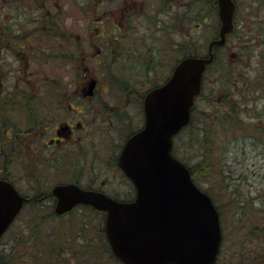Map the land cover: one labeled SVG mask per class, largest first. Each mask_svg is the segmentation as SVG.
I'll use <instances>...</instances> for the list:
<instances>
[{
    "label": "flooded vegetation",
    "instance_id": "flooded-vegetation-1",
    "mask_svg": "<svg viewBox=\"0 0 264 264\" xmlns=\"http://www.w3.org/2000/svg\"><path fill=\"white\" fill-rule=\"evenodd\" d=\"M58 1L30 3L50 6L47 15L54 23L78 16L83 32L60 24L52 32L28 31L23 24L28 0H0L8 7L5 25L20 23L0 35V179L24 197L19 214L45 206L56 212L53 190L58 184L74 183L119 201L134 200L137 190L120 165V155L127 140L145 127L147 93L164 84L185 57L172 67L170 46L179 45L185 54L193 36L189 25L200 29L205 19L203 0H67L65 4L79 9L78 15L59 9ZM213 1L219 15L218 0ZM232 33L225 44L214 45V59L219 48L228 47ZM40 34L51 36L53 57L68 69L66 76L45 77L40 67L33 71L43 55L30 43ZM172 35L178 37L176 43ZM218 37L219 30L211 41ZM90 60L118 96L98 93L99 78L92 74ZM113 69L126 74L118 77ZM129 83L136 87L123 92ZM87 207L106 214L84 203L71 211Z\"/></svg>",
    "mask_w": 264,
    "mask_h": 264
},
{
    "label": "water",
    "instance_id": "water-1",
    "mask_svg": "<svg viewBox=\"0 0 264 264\" xmlns=\"http://www.w3.org/2000/svg\"><path fill=\"white\" fill-rule=\"evenodd\" d=\"M219 37L208 53L179 61L170 78L145 97L146 124L126 142L119 161L136 186L132 201H119L74 183L58 184L56 212L79 203L106 211L105 230L124 264H214L221 244L219 210L195 182L189 167L173 153L174 137L189 122L214 45H223L234 27V0H218ZM94 82L90 85L93 89ZM92 93V92H91ZM22 197L0 179V239L21 211Z\"/></svg>",
    "mask_w": 264,
    "mask_h": 264
},
{
    "label": "rangeland",
    "instance_id": "rangeland-1",
    "mask_svg": "<svg viewBox=\"0 0 264 264\" xmlns=\"http://www.w3.org/2000/svg\"><path fill=\"white\" fill-rule=\"evenodd\" d=\"M203 1V13L207 22H204L202 28L197 30L194 25L192 27L190 24L189 32L191 31L193 36L188 40L193 43L195 49L204 55L208 52L209 42L219 30L220 20L216 9L211 5L213 0ZM58 2L60 3L59 9L63 8L66 12L71 11L78 15L79 9L72 6L70 2L65 4L68 3L67 0H59ZM238 2L237 23L235 22L237 24V34L231 35L228 47L218 50L220 60L223 61L225 59L226 61L228 59L231 62L227 65L230 74L229 76H224V69H217V63L206 70L202 92L195 101V112L196 116L199 114V122L205 120L204 115L206 114L215 117L216 115L212 110L216 104L214 105L213 99L221 100L230 97L233 102L237 96L243 95L241 99L245 100L242 107L244 109L243 112L246 114L244 124H246L247 129L242 130L241 133L237 131L230 132L231 141L229 139L222 140L218 132L216 133L218 136V141L216 142L217 156L220 158L221 156L222 158L224 157V163L227 165L225 171L227 178L224 179L221 174L214 173L210 179L201 177L200 182L197 184L206 192L209 191L213 194L216 204L221 209L224 240L221 251L223 259L220 260L219 264H258V262L251 260V256L254 257L257 244L259 246L262 245L258 237L262 227L256 228L253 226L262 223L264 234V120H260L264 119V0H238ZM2 7L3 5H0V8ZM33 16H37V12ZM78 18V16H74L60 21L59 24L69 29H81L83 32V21ZM23 24L26 25L28 30H32L33 26H35V22L30 21L23 22ZM17 25H19L18 21H11L13 29ZM41 25L42 30H45L47 27L46 22ZM140 26L142 27V23ZM2 34L3 32L0 33V35ZM39 36L31 38L30 43V47H38L39 52H42L43 55L40 64L38 63L37 67L33 66V71L35 68L40 67L45 77L66 76L68 69H64L61 63L55 61L53 57V51L49 44L51 37L48 34H40ZM167 36L169 35L167 34ZM41 39L43 41L42 46H40ZM177 39L176 35H172L174 43H176ZM178 46L174 44L170 46L172 67L175 65L176 60L184 54L185 49H180ZM89 65L92 69V74H96L99 78L98 93L118 96L117 93L120 92L115 90V87H109L105 83L106 75H100L101 69L99 66L93 60L89 61ZM223 66L226 65L223 64ZM79 71L81 73L82 69L76 70V75ZM113 71L118 77L126 74V71L121 69H113ZM133 87L136 86L129 83L126 89H123V92L128 93ZM142 87L143 85L138 86L139 89ZM109 88L110 91L108 93L105 90ZM206 123L211 126L209 122ZM216 123L217 120L213 124L215 129H218L219 127ZM258 125L261 128L259 127L258 129ZM187 135L189 134H186L183 138H177V141H179L181 146L189 148L181 155L190 164H193L192 157L197 155L200 149L197 147V141L189 140L191 135ZM260 198L262 199L260 200ZM248 201H252L254 207H263V209L258 211L248 206ZM38 210L43 211L39 213L38 219L44 223L39 231L44 230L45 232V230L50 229L56 230L61 234L59 229L64 227L67 229L73 228L75 229L73 233L76 236V244H79L83 239L81 238L82 235H86L89 239H96L101 231L98 228H100L102 222L105 224L106 218V214L102 212L93 215V217L87 215L86 213L88 212H86L85 208L81 211L75 210V217L65 214L58 218L51 217L48 211L50 208L47 206L38 208L35 211L33 208H28L17 217L16 222L12 226L13 228L5 233L1 239L0 248L3 247L2 251L8 250L16 237H18V242L20 243H23L24 239L28 238L29 233L22 229L26 224L20 225V223L30 221V218L28 219L29 214L33 216ZM83 217L88 218L86 220L90 222L89 229L78 231L79 222L83 220ZM69 232L67 231V233ZM231 260L232 262L230 263ZM104 264L114 263L105 260Z\"/></svg>",
    "mask_w": 264,
    "mask_h": 264
},
{
    "label": "trees",
    "instance_id": "trees-1",
    "mask_svg": "<svg viewBox=\"0 0 264 264\" xmlns=\"http://www.w3.org/2000/svg\"><path fill=\"white\" fill-rule=\"evenodd\" d=\"M30 2H34V0H28V4H27V10H28L27 21L35 22V26H33L32 31L52 32L58 30V27L55 25V24L59 25L58 22L54 23V21H52L47 15L48 14L47 10H49L50 6L48 7V5L45 4L44 5L35 4V3L31 4ZM214 2L216 3V0ZM7 8H8L7 6H3L2 8H0V33L1 32L4 33V31L10 28L11 30H13L12 26L9 27L5 25V20L3 18V15L7 13L6 12ZM36 12L38 18H35L33 16ZM44 22H46L47 27L45 28V30H42L43 28L41 24ZM204 22H207L206 18L204 19ZM18 27L19 25H17V27L14 28L16 29ZM236 28L237 25L235 29L232 31L233 32L232 35L237 34ZM194 47L195 46L193 45V43L189 41L187 47L188 50L185 54H183V56H188L192 54L202 55L201 52L195 49ZM218 55L219 53L217 51L214 62L211 65H209V67L217 63L218 66L217 69L223 68L225 71L224 76H229L230 71L227 68V65H229L231 62H229L228 59L226 61L224 59L223 62L222 60H220ZM223 64H225L226 66H223ZM204 78L205 75L203 77V84L205 82ZM241 97H243V95H240L239 97L237 96L233 102L230 100V97L229 98L226 97L221 100L213 99V103L214 105L215 104L216 105L214 106L212 111L213 113H215L216 116L214 117L206 114L204 115L205 120H201L200 122L198 121L199 114L198 116H196V112H195L196 107L194 105L192 109V118L189 124L175 136L173 152L180 160H182L189 167L193 175V178L197 183L200 182L201 177L210 179L214 173L221 174L224 179L227 178V175H225L227 165L226 163H224V157L222 158L221 156L222 158L221 159L219 156H217L218 149L216 142L218 141V136L216 135V133L218 132L222 140L223 139L230 140L231 139L230 132L237 131L241 133L242 130L247 129L246 124H244V121L246 120V114L243 112L244 109L242 107L243 102L245 100L244 99L242 100ZM216 120H217L216 124L219 127L218 128L219 131L218 129H215V126L213 124L215 123ZM260 120L262 121L264 119L262 118ZM206 122H209L211 126H209ZM259 127L260 126L258 125L257 128L259 129ZM186 134L191 135V137H189V140L197 141V147L200 149L198 151V154L193 155L192 157L193 164H190L181 155L187 150H189V148L181 146L179 144V141H177V138H183ZM207 192L212 196L213 200L215 201L214 199L215 197L213 196V194L209 191ZM261 199L262 198H260V200ZM247 203L248 206L257 209L258 211L259 209H263L264 207L263 206L260 208H256L254 207V203L252 201H248ZM216 205L221 215V209L219 208L218 204ZM85 210L88 213L86 212L84 213L92 217L93 215H97L98 213H100L90 207L85 208ZM48 211L50 212L51 217L53 218H58L62 216L56 214V212H54L53 209H50ZM74 211L75 210L67 212L65 214L73 215L75 217ZM42 212L43 211L38 210L33 216L29 214L28 219L30 218V221H26L29 228H22L26 230L27 233H29V236L28 238L24 239L23 243L18 242V237H16L15 241L10 245L8 250L3 249L5 251L4 252L2 251L3 247L0 248V264H104L105 260H109V262H113L114 264H124L121 260H119L116 257L115 253L113 252L109 244V241L107 240L103 222L101 226L99 225L100 228L98 229L101 231L100 234L97 236V238L89 239V237H86V235H82L81 238L83 239L80 241L81 243L80 245V243L76 244L75 242L76 236L73 233L75 232V229L71 227H70L71 229H67L66 227L59 229L61 234H59L56 230L53 231L50 229L45 230V232L44 230L39 231V229H42V226L44 225V223L38 219L39 213ZM86 219L88 218L83 217V220L79 222L80 226L78 228V231L79 230L86 231L87 228L89 229L90 222ZM253 227L256 228L262 227L260 229L261 231L258 233V237L261 240L262 245L259 246V244H257L256 253L254 257L251 256V260L258 262V264H264L263 225L262 223H258ZM11 228L13 227L11 226L9 230ZM67 231L70 232L67 233ZM103 253L104 255H102ZM222 259L223 257H221V253H220V256L215 264H219L220 260ZM231 262L232 260L230 261V263Z\"/></svg>",
    "mask_w": 264,
    "mask_h": 264
}]
</instances>
